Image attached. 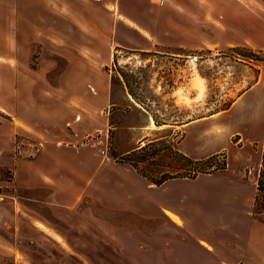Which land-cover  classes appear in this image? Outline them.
Wrapping results in <instances>:
<instances>
[{"label": "crops", "instance_id": "crops-1", "mask_svg": "<svg viewBox=\"0 0 264 264\" xmlns=\"http://www.w3.org/2000/svg\"><path fill=\"white\" fill-rule=\"evenodd\" d=\"M221 4L0 0V116L7 122V127L0 122V153L14 150L13 132L22 136L17 144L24 151L26 144H39L29 158L0 154L7 161L0 166L11 165L17 176L18 221L30 218L33 230L57 245L52 225L40 221L48 219L38 210L45 208L78 233L106 242L130 264H264V222L254 212L258 179L246 171L253 165L252 153L264 143V61L244 86L241 78L253 64L228 58V106L223 110H209L206 104V111L200 110L210 89L207 80L194 74L192 83L190 78L180 81L170 94L184 118L178 113L156 125L147 116L145 134L174 137V150L193 160L226 153L222 170L155 185L122 160L106 157L96 147L101 140L88 139L87 127L101 131L110 107L109 82L101 88L93 77L114 55L92 48L104 40V24L114 25L119 46L130 41L134 50L146 52H153L159 41L179 46V40L187 39L182 33L191 27L188 43L196 49L201 47L195 33L200 8L223 7L227 22L219 38H228V46L236 41L263 51L264 0ZM187 23L192 25L188 29ZM141 41L147 47L135 48ZM236 67L245 69L241 78L234 77ZM56 71L70 74L52 81L50 73ZM73 72L93 75L79 74L73 80ZM196 75L203 81L202 99ZM10 85L17 89L15 107L8 98ZM88 200L91 206L84 205ZM30 203L37 209L26 207ZM106 212L125 215L127 222H110ZM64 241L70 246L71 240Z\"/></svg>", "mask_w": 264, "mask_h": 264}, {"label": "rangeland", "instance_id": "rangeland-1", "mask_svg": "<svg viewBox=\"0 0 264 264\" xmlns=\"http://www.w3.org/2000/svg\"><path fill=\"white\" fill-rule=\"evenodd\" d=\"M199 1L204 4L207 0ZM213 1L224 5L223 2L227 0ZM200 10V24H195V33L201 37L200 48L193 49L188 43V40L192 39V28L190 27L192 25L188 23L185 27L187 29L190 27V30L182 33L187 39L179 40V46L175 43L161 44L159 41L153 52L136 51L132 47L136 44L130 41H126V47L119 46L112 33L114 25L106 23L104 24V40H99L98 46L93 45L92 48L104 50L105 56L112 51L114 55L110 63L102 67L97 75L91 72L72 73L73 80L79 74L93 75L101 88H105L106 80L109 82L110 107L104 111L105 125L99 127L101 131L98 132H95L94 127H87L88 133L91 134L88 139H91V143L101 140L102 142L96 147L99 150L104 149L106 157L120 159L129 166L132 164L137 172L143 171L153 178H158L165 171L179 177L187 176V171L183 169L187 168L185 162L174 152V141L172 140L174 137L160 139V135L145 134L147 116H150L156 125L163 120H170L178 113L184 118L186 115H180L182 112L176 108L170 94L173 87L180 81L190 78L192 83L194 74L207 80L210 89V95L205 100L203 99L200 110L206 111L204 110L205 104L208 105L206 107L209 110L225 109L228 106V66L230 65L228 58H236L253 64L250 65L248 76L244 74L242 78L241 75L245 69L242 67L234 69V77L243 79L244 86L247 81L249 83L254 79L256 65L264 60V50L260 51L237 44L236 41H232V46H228V38L226 40L219 38L224 35V23L227 22L224 14L228 11L227 8L202 7ZM213 11L217 13L214 14ZM187 17L190 21L193 19L192 14H188ZM198 26L199 29H197ZM135 27L140 29L139 26ZM156 35L160 36V32L156 31ZM136 47L145 48L147 44L141 41ZM69 74L59 71L52 72L50 79L52 81L63 80L64 76ZM12 88V85L8 87V98L11 102L13 100L15 107V103H18L17 89ZM1 113L2 111L0 115ZM4 115L12 117L8 113ZM1 117L0 122L5 123L6 126L7 122ZM6 127L4 130H7ZM21 139L22 136L13 132L11 144L14 150L0 153L1 156L7 154L6 156L13 158L32 157L39 144L33 146L26 144L27 149L24 151L17 144ZM25 139L32 142L28 137ZM140 141H148L147 143L155 141L156 143L142 154L132 155L130 152ZM218 155L216 163L205 162L203 164L202 168L207 167L203 174L218 171L211 169L210 166L214 167L221 163H225L226 166V153ZM252 155L253 165L246 169L247 175L250 174V177L254 176L258 179L263 167L264 143L259 151L253 152ZM3 162L7 161L0 157V163ZM18 195L14 168L11 165L0 166V264H130L118 258L106 242L102 244V241H97L90 235L80 234L75 226L66 225L64 221L49 215L47 209H38L42 216L45 214V218H48L47 221L42 219L40 221L48 226L52 225L53 233L58 236L56 239L59 242L54 245L48 236L40 235L33 230L30 218L24 217V221H18ZM84 205L91 206L92 203L88 200L84 202ZM27 206L30 209L36 207L32 203ZM254 212L258 219L264 222L263 190L258 194ZM126 217L106 212V218L113 223L127 222ZM18 224H20L19 229ZM65 239L71 240L70 246H66ZM84 239L88 240L84 241Z\"/></svg>", "mask_w": 264, "mask_h": 264}, {"label": "trees", "instance_id": "trees-1", "mask_svg": "<svg viewBox=\"0 0 264 264\" xmlns=\"http://www.w3.org/2000/svg\"><path fill=\"white\" fill-rule=\"evenodd\" d=\"M264 61V60H262ZM156 142H150V143H146L143 146H140L136 149H134L132 152H130L132 155H137V154H142L144 151H146L148 148H150L151 146H153ZM175 154H177L184 162H185V166H187V168H183L185 171H187V176H183V177H193L196 176L198 174H203L205 173L207 170L206 168H202L203 164L206 163H216V160L218 158V154H214L211 155L209 157H206L204 159H199V160H193L183 154H181L180 152L174 150ZM263 167L259 173V177L257 180V195L255 198V202L258 200V194L259 192H261L262 190L264 191V157H263ZM131 166L135 168L134 165L131 164ZM211 169H215V170H222L225 168V163H221L218 165H215L214 167L210 166ZM140 175H142L144 178H146L148 181H150L151 183L155 184V185H160L161 183H163L164 181L171 179V178H176L179 176L174 175L173 173L169 172V171H165L163 172L158 178H153L151 177L149 174H146L145 172L141 171L138 172Z\"/></svg>", "mask_w": 264, "mask_h": 264}, {"label": "bare ground", "instance_id": "bare-ground-1", "mask_svg": "<svg viewBox=\"0 0 264 264\" xmlns=\"http://www.w3.org/2000/svg\"><path fill=\"white\" fill-rule=\"evenodd\" d=\"M196 81L198 82V86L200 87V95L199 98L202 99L204 95V86L203 81L196 75Z\"/></svg>", "mask_w": 264, "mask_h": 264}]
</instances>
